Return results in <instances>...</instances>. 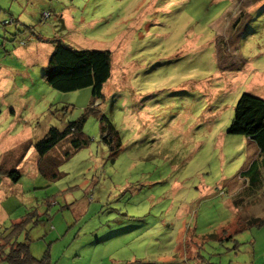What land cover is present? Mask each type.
Wrapping results in <instances>:
<instances>
[{"label": "rangeland", "instance_id": "1", "mask_svg": "<svg viewBox=\"0 0 264 264\" xmlns=\"http://www.w3.org/2000/svg\"><path fill=\"white\" fill-rule=\"evenodd\" d=\"M54 38L110 50L114 149L94 112L32 145L91 101L43 77ZM244 91L264 97V0H0V235L29 219L16 239L50 264H264V184L231 195L261 161L242 174L227 132Z\"/></svg>", "mask_w": 264, "mask_h": 264}, {"label": "trees", "instance_id": "2", "mask_svg": "<svg viewBox=\"0 0 264 264\" xmlns=\"http://www.w3.org/2000/svg\"><path fill=\"white\" fill-rule=\"evenodd\" d=\"M53 41V49L45 65L43 77L51 86L62 91L76 90L88 86L91 88V101L78 118L68 119L62 128L56 125L50 126L43 136L32 142V145L42 157L59 141L65 139L68 135L74 134L76 130H81L87 114L94 112L100 121L102 140L109 143L110 148L114 149V146L119 143L117 129L109 117L98 109L99 103L104 99L102 90L104 82L111 75L110 50L76 48L58 38H54ZM227 132L242 134L255 141L260 154L264 156V97L246 91L242 92L234 103L233 116L227 127ZM115 137L117 138L116 141L114 140ZM73 142L78 145L80 137H76ZM23 146L27 148L29 144L26 143ZM258 161L260 163L257 165L252 178L242 175L244 186L246 184L248 186L231 194L232 196L245 192L251 183L259 186L258 176L264 175V171L261 173L258 168L259 165L264 166L262 159L254 158L242 174L250 170L252 165L255 162L258 163ZM3 163L4 159L1 160L0 166H3ZM9 175L15 180L19 173L13 171L9 172ZM28 222L27 218H21L13 222L9 228L5 227L0 235L1 261H6L8 264H50L46 253L38 257L31 252L28 237L23 240L16 239V235L25 229Z\"/></svg>", "mask_w": 264, "mask_h": 264}, {"label": "crops", "instance_id": "3", "mask_svg": "<svg viewBox=\"0 0 264 264\" xmlns=\"http://www.w3.org/2000/svg\"><path fill=\"white\" fill-rule=\"evenodd\" d=\"M253 142L255 143V141H253V140H249V143H252V145H250V148H251V150L253 151L252 152V154L249 156V160H248V162H247V166L245 167V168H243V170H245V169H247V167L249 166V164H250V162L254 159V158H260V159H262V164H263V162H264V156L263 155H261L260 154V152H259V148L257 147V144L255 143V144H253ZM250 161V162H249ZM249 163V164H248ZM20 164V163H19ZM18 164V165H19ZM17 165V166H18ZM264 171V166L262 165V167H261V170L259 169V172H263ZM245 176V175H244ZM246 177V176H245ZM259 178H258V180H257V182L259 183V187L260 188H262L261 186H263V184H264V175L263 176H258ZM242 178V177H241ZM235 184H237V186H239V187H241V188H237L238 189V191H235V192H239V191H241L242 189H245L247 186H248V184H246V186H244L245 184L244 183H242V180H241V182H237V183H234V185H233V187L235 186ZM244 184V185H243ZM232 192H234V191H232Z\"/></svg>", "mask_w": 264, "mask_h": 264}]
</instances>
